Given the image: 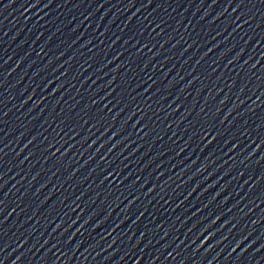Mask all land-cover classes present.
I'll return each mask as SVG.
<instances>
[{
  "label": "water",
  "instance_id": "1",
  "mask_svg": "<svg viewBox=\"0 0 264 264\" xmlns=\"http://www.w3.org/2000/svg\"><path fill=\"white\" fill-rule=\"evenodd\" d=\"M0 264H264V0H71L0 85Z\"/></svg>",
  "mask_w": 264,
  "mask_h": 264
}]
</instances>
